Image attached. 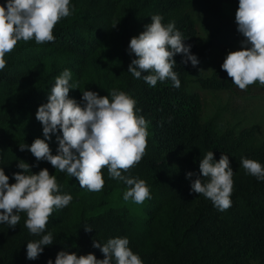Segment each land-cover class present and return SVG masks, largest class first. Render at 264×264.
<instances>
[{
    "label": "trees",
    "instance_id": "16d2710c",
    "mask_svg": "<svg viewBox=\"0 0 264 264\" xmlns=\"http://www.w3.org/2000/svg\"><path fill=\"white\" fill-rule=\"evenodd\" d=\"M6 4V0H0ZM224 4L236 11L239 0H70L71 15L54 27L55 42L36 44L19 41L5 59L0 71V168L15 183L13 173L22 171L19 160L31 165L37 173L47 168L56 176L61 194L72 201L54 209L45 232L52 233L53 244L35 260L26 258L27 242L40 239L24 226L26 213L15 228L0 224V264H47L59 251L77 255L104 254L93 247L110 238L127 237L129 247L143 264H264V181L245 172L241 158L254 159L264 166V138L256 142V125L236 130H219L215 118L201 120L202 100L197 92H188L191 62L183 64L184 55L174 56L173 68L181 81H158L149 86L127 71L134 54L128 51L130 39L138 36L151 16L159 14L162 23L175 21L191 53L198 52L201 62L210 51L215 33L197 44V28L189 10L202 8L219 13ZM118 24L113 27L114 23ZM242 39L244 37L240 34ZM65 69L72 73L69 97L81 102L82 91L91 90L110 97L118 89L136 102V114L148 122L147 148L142 160L122 175L145 180L151 198L142 204L123 194L128 186L112 179L102 169L104 187L91 192L79 186L75 177L56 170L48 161H36L27 149L35 138L44 139L43 126L36 119L38 107L47 102L55 79ZM144 73L142 75H145ZM220 70L199 77L203 89L231 90L236 85ZM57 132L47 141L55 155ZM208 151L214 159L228 155L234 171L231 207L219 211L203 195L191 192V181L203 179L199 164ZM191 171L193 176L186 178ZM30 174V171H29ZM206 179V178H205ZM84 227H91L86 232ZM113 264L115 262L113 261Z\"/></svg>",
    "mask_w": 264,
    "mask_h": 264
},
{
    "label": "clouds",
    "instance_id": "9594fccd",
    "mask_svg": "<svg viewBox=\"0 0 264 264\" xmlns=\"http://www.w3.org/2000/svg\"><path fill=\"white\" fill-rule=\"evenodd\" d=\"M70 15V0H6V4H0V71L7 66L6 54L11 53L19 41L34 39L38 45L55 42V25ZM162 20L161 15H152L144 30L130 39L128 51L135 58L127 71L152 87L158 81L170 79L172 86L179 88L181 81L173 71L174 56L183 54L182 63L190 61L193 67L198 66L199 60L191 53V45L184 43L175 21L164 24ZM235 22L237 31L244 37L242 47L228 52L221 68L242 91L256 82L264 86V0H239ZM144 73L147 74L142 75ZM71 76L69 69L57 76L47 102L37 109L36 119L43 126L44 139L35 138L30 145L19 144V150L27 149L38 162H50L56 170L77 178L79 186L91 192L103 189L102 169L107 168L112 179L128 186L123 199L142 204L151 198L145 180L122 173L139 164L146 154L148 122L136 114L135 100L118 89L110 90L111 99L109 95L101 96L91 90L82 91V103L70 98V89L76 88L69 83ZM57 132L62 135L56 136L58 148L53 155L47 141ZM240 164L247 174L264 181V166L260 162L241 158ZM17 167L22 171L12 174L15 183H9V176L0 168V224L15 228L21 219L19 213H26L24 226L31 234L40 236L38 240L27 242L26 258L35 260L43 252V246L53 244L52 233L41 235L49 217L54 209L67 207L72 196L60 193L56 176L47 168L33 173L32 166L24 160H19ZM199 169L203 179L191 181L190 191L209 199L219 211L229 209L234 171L228 155L222 154L217 161L213 152L208 151L200 160ZM192 176L191 171L186 173V178ZM84 229L92 230L91 227ZM93 247L100 249L103 259H97L93 253L77 255L61 250L55 264H113V261L115 264H143L129 247L127 237L110 238L104 244L94 240ZM47 264L53 261L49 259Z\"/></svg>",
    "mask_w": 264,
    "mask_h": 264
},
{
    "label": "rangeland",
    "instance_id": "374dc122",
    "mask_svg": "<svg viewBox=\"0 0 264 264\" xmlns=\"http://www.w3.org/2000/svg\"><path fill=\"white\" fill-rule=\"evenodd\" d=\"M189 12L196 23L198 45L209 34L217 35L206 57L188 74L187 91L199 93L202 100L201 120L215 118L214 123L219 130L234 127L238 131L256 125V142L260 143L264 138V86L256 82L248 86L246 91L237 86L231 90H211L203 89L196 81L199 77L210 76L216 70H220L221 76H228L221 65L228 52L242 47L243 40L237 31L236 9L224 4L217 14L202 8H191ZM194 55L198 57V52L195 51Z\"/></svg>",
    "mask_w": 264,
    "mask_h": 264
}]
</instances>
